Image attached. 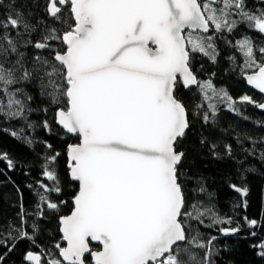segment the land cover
Segmentation results:
<instances>
[{"label": "snow or ice", "instance_id": "6c2138e0", "mask_svg": "<svg viewBox=\"0 0 264 264\" xmlns=\"http://www.w3.org/2000/svg\"><path fill=\"white\" fill-rule=\"evenodd\" d=\"M247 4L44 0L46 19L35 23L14 7L15 0L3 4L7 12L0 19V122L22 124L2 130L32 149L38 141L25 135L26 130L34 133L42 127L52 135L47 118L51 112L58 127L55 134L66 146L57 150L47 140L39 141L45 153L42 179L33 191L37 201L34 210L27 211L20 194L21 223L19 228L9 224L0 239V246L7 248L0 264L20 241L39 249L25 252V264H215L217 237L205 242L192 222L204 227L227 224L218 229L224 236L240 229L196 198L206 192L202 182L197 181L200 186L191 189L193 199L188 200L185 181L191 178L181 170L186 156L182 145L195 120L189 119L180 96L182 89L195 86L200 103L193 116L205 126L216 125L220 104L240 114L225 89L216 88L212 79H198L192 71L197 57L217 63V40H222L240 53V76L264 99V7L250 9ZM242 29L258 34L260 44ZM237 32L240 38L233 42L229 37ZM228 60L234 70L235 55ZM37 97L42 103L33 107ZM240 102L264 109V103L247 95ZM37 111L45 115L42 124L29 119ZM206 141L201 137L200 144ZM216 147L213 143L211 151L219 158ZM225 148L232 157L231 145ZM259 159L264 162V152ZM0 161L8 171L16 167L7 152L0 153ZM237 171L243 179L254 169ZM230 187L242 198L248 195L246 186ZM28 216H34L30 225ZM52 218L60 238L45 248L37 237L47 231L42 222ZM205 219L210 223L204 224ZM246 223L257 226L255 220ZM253 247L264 258V242Z\"/></svg>", "mask_w": 264, "mask_h": 264}, {"label": "trees", "instance_id": "16d2710c", "mask_svg": "<svg viewBox=\"0 0 264 264\" xmlns=\"http://www.w3.org/2000/svg\"><path fill=\"white\" fill-rule=\"evenodd\" d=\"M9 3V0H3L0 4V19L4 18L7 9L3 4ZM248 8L253 9L256 6L264 7V4L257 5L256 0H248ZM14 7L24 13L25 17L35 23L36 20L46 19L43 11L44 0H15ZM31 11L32 16L28 13ZM246 32L256 44H260L261 37L252 33L247 29ZM15 34L14 32L12 33ZM240 38V33L229 37L233 42ZM36 39V36H33ZM217 49L219 56L217 63L213 64L208 58H199L194 61L192 71L200 80L212 79L216 88H222L235 101V107L239 108L240 114L227 110L226 105L220 104L218 109L217 123L215 126H205L196 117L193 116V110L196 104L200 103V96L196 89L181 90L183 103L188 109L190 120H195L191 125L182 149L186 152V156L181 165V170L188 179L185 181L187 197L189 202L193 199L191 189L199 188L197 181L202 182V186L206 189L205 193H198L197 199L204 207H210L221 218L232 220L231 227L239 226V232L235 235L224 236L218 229L219 227H229V225H217L214 227H204L193 221L194 227L198 228L202 234V239L207 242L212 236H216L217 240L214 245L218 250V254L213 257L215 264H264V258L257 255L258 248L253 247L264 242V162L259 159L260 153L264 152V112L254 104L240 102L241 98L247 95L252 101L263 103L261 96L246 87L243 77L240 76L238 65L243 63L240 53L234 49L228 48L222 40H217ZM235 55L236 65L229 62L228 56ZM201 65L203 67L201 68ZM215 73L214 77L212 74ZM35 91V90H30ZM39 97L33 102V107L41 104ZM244 117H248L245 119ZM47 118L53 124V134H47L42 127H37L34 133L27 130L25 135H33L38 141L32 149H29L21 142L15 140L8 132L3 131L5 127L18 128L21 121L0 122V153L7 152L9 157L16 162V167L12 171H8L6 163L0 161V169H4L0 173V239L9 231V224L20 226L21 197L23 194V206L27 211H33L37 197L33 195L37 181L42 179V159L45 148L39 141L47 140L53 144L57 150H62L66 146V142L62 141L55 133L58 127L52 121V113L49 112ZM29 119L37 124H42L45 119L43 112L37 111L30 114ZM201 137H206L205 144H200ZM255 140L253 144L251 141ZM74 142V141H67ZM217 145L215 151L219 158H214L211 145ZM225 145H231L232 157L226 154ZM245 149L254 151L255 155H248ZM65 157H61L63 163ZM243 160L244 164L238 165L235 161ZM249 167L254 169L250 173H246L241 179L238 168L243 169ZM47 182V181H45ZM33 185V189H29L27 185ZM230 184L238 186H246L249 189L246 197H241L235 192ZM17 188L20 192H17ZM68 192L73 189H68ZM210 194V195H209ZM246 201V206H245ZM67 214V209H65ZM28 225L31 224L34 216L26 217ZM247 221H257L255 228H249ZM47 231L37 237V243L45 248H51L52 245L59 240L60 233L58 231V223L56 218L50 221L42 222ZM210 221L205 219L204 224ZM27 231H31L27 227ZM255 232L253 236L251 233ZM15 235V232L13 233ZM13 243L9 240V245ZM31 250L38 253L39 249L30 247L28 241H20L16 243L14 250L5 257L3 264H25L24 254ZM7 252V248L0 246V255ZM202 255V253H201Z\"/></svg>", "mask_w": 264, "mask_h": 264}, {"label": "water", "instance_id": "95a60500", "mask_svg": "<svg viewBox=\"0 0 264 264\" xmlns=\"http://www.w3.org/2000/svg\"><path fill=\"white\" fill-rule=\"evenodd\" d=\"M243 80H244V82H245V84H246V87H247L249 90H251V91H253L254 93H256L257 95L261 96V94H259L258 90L252 89L251 86L248 85V84L246 83V81H245L244 78H243ZM192 89H195V86H193ZM263 103H264V99H263ZM259 111L264 112V109H260V108H259Z\"/></svg>", "mask_w": 264, "mask_h": 264}]
</instances>
